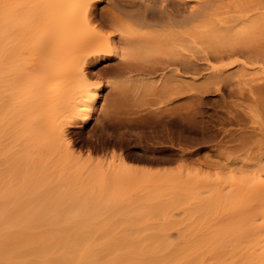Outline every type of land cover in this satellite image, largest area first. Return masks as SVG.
<instances>
[{
  "label": "rangeland",
  "instance_id": "1",
  "mask_svg": "<svg viewBox=\"0 0 264 264\" xmlns=\"http://www.w3.org/2000/svg\"><path fill=\"white\" fill-rule=\"evenodd\" d=\"M37 1L38 0H19V3L16 5V7L19 9V11L21 10L23 12L22 13L20 12L21 14L19 13L20 17H18L19 23L17 22L18 24L17 32L21 31V33H17L15 36L20 38L17 41L13 39L14 42L13 41L11 42L13 44L10 43V45H12L11 47H9L10 51L7 49L0 50V54H1L0 75H1V71L3 73L5 72L4 74H6L8 69L11 70L10 73L8 70L9 75L8 73L6 74L8 75V77L10 76L9 78H11L12 75L13 76L15 75L16 78L19 75H22L23 73H24L23 75H25V77H23V75L21 77V78H25L24 79L25 82L22 80L24 82L23 84H21L22 82L20 79H19L20 81H18L21 84V85L18 84L19 87H21L20 89L21 91H19L18 87L12 89L13 84L11 85L10 88L8 87L10 84H6V82L10 79L6 75L2 76L3 79L0 78L1 80L0 105L4 104L2 107L0 106V113L2 112V110L3 111L5 110L3 113L0 114V196L2 202L0 207L3 213L5 210L4 208L7 207L5 206V204L9 205L8 206L9 209L13 205L14 207V208L12 207L13 211L18 208L17 209L18 211H14L13 215L16 218H19L17 219L18 222L15 223L16 219L10 217L13 220L9 219V222L10 221L13 222L15 220L14 223L20 225L24 223H28L29 222L27 221L29 220L27 219L28 216L24 217V214L35 215V213L31 214V212H33L34 210L36 211V209L38 211L42 208L40 210V213L37 212V215L41 217V213H43L45 216V211L47 215L50 216L51 214L49 213L53 209L55 210V211L53 210V212L57 213V212H62L63 209L65 208L63 214L58 213L59 215L62 214V219L60 218L61 215L60 216L58 215V218L60 219L57 220L55 219L56 231L63 234L65 238L66 236H69V237H73V239H78L77 237H79L78 235L80 234L100 235L101 233H103V231L101 229H98L99 230L98 231L97 229H95L96 227H102V225L104 226L105 224L107 223L110 224L112 222L118 223L116 221L122 220L123 216L133 215L132 216L133 218L134 214H137V216L135 215L136 218L142 217L143 219L145 218L147 219L153 217L155 219H159L158 221L161 220L160 223H162L163 221H165L163 222V224L171 223L173 227L180 228L182 231H183L182 228L185 229L187 227H190V229L188 228V230L185 229L186 233L195 232L194 234H200V235L209 234V236L213 234L214 236L216 235L217 238L218 236L223 235V238L222 237L220 239L218 238V241L223 239L222 241L225 240L227 242V243L223 242V258H224L223 264H248V261H251L253 259V258L251 259V257L253 256H255L256 259L258 258V261L260 260L262 261L263 258H261L260 256H263L264 254H261L260 251L264 252V249L260 247L264 246L263 245L264 234L259 233L260 234L259 236L248 235L250 233L247 232H252L250 226L252 227L253 225L252 221L254 220L251 217L249 219H251L252 221L249 222V219L247 217L245 218V215L247 213H243L245 211L243 209H246L248 206L250 207V205L247 204L246 200H248L249 203V200H251V198L256 199L257 194H254L255 188L254 189L252 188L254 192L253 191L250 192V190L249 192L247 190H243L248 192L249 193L248 195H251L248 197L251 198H248L247 196L243 195V191L239 193L240 196L238 195V193H236L237 191L232 192L233 195L236 194L237 196L231 195L230 194L231 191L230 193L229 191H226L229 194L228 196L229 204L230 201L235 200V203L234 201L231 203L232 205L234 204L233 211H231L232 208H230L231 210H228L229 208L226 209L227 207L226 202L223 201H227L225 200L227 197L226 198L224 197V194L226 192H224L223 190H226L224 188L226 186L228 187V185L230 186L231 183L241 184L239 182L243 180L239 176L234 177L230 172L228 173V171L231 170L226 168V165L229 164L231 161L235 160L236 159L235 157L237 156H238L237 158H240L239 160H241L244 153L245 154L247 153L246 155H250V154L255 155L262 148L261 145H264V112L260 108H258L260 110L259 111L258 109H256V107L254 110L255 111L254 114L253 111L249 112V110L246 108L248 104H251L250 100L248 99L249 96L247 94H244L245 96H243V94L237 93L236 90L235 92H232L233 89H231L230 91V88H227L225 82H223V78L221 79L214 77L213 78L203 77L211 70L207 68V64L209 62L202 60V57L204 56L203 49L207 51L210 50V52L212 50H215L216 48L223 49L222 44H223L224 17H230L229 15H233V14H239V15H241L242 13L245 14L249 11V9H251V7L253 8L259 7L260 9L256 10L255 12L261 13L260 12L261 10L264 11V0H195V2L198 4H204L205 2L209 4L210 6L209 12H212L213 19H216L218 21L217 29L221 34L217 35L218 38H216L215 36L212 38L210 37L211 39H207L206 37H200L201 44L197 42L200 41L197 39L198 36L197 38H195L196 43H194L195 45H193L194 48L193 52L195 56L194 61L195 64L197 63L196 64L197 68L201 67L202 69L200 70L199 74H196V80L191 82V86L187 93L179 92L177 89H175L174 85H167L166 80L162 79L163 78L162 73H164L163 71L165 69L163 71L158 69L162 67L161 62L164 60V58L161 59L159 58L157 62L154 55H150L151 56L150 59L149 55H147L149 56L147 57L144 56L142 53L140 54L138 53L137 55L139 56H136L138 60L137 59L134 60L135 57L134 59L133 58L130 59L132 56L125 52L128 51L129 47L131 46L137 47L136 42H138V40L136 41V39H140V38H138L137 35L128 36L132 41L133 40L135 41L127 42V38L125 39V37L127 36H123L119 30L109 26L106 22H103L102 24L101 21H103L104 16L109 12L108 11L110 7L109 2L111 0H101L100 2H98L99 5H97L98 3L96 4L95 14H94V17L96 19L92 17L91 18L92 20L89 21L90 25L85 23V25L87 24L86 26L88 28L84 26L83 29L85 30L83 31L84 34L85 33L91 34L90 35L91 38L95 37L94 38L95 40H93L94 44H92L91 46L89 45L88 47L87 46L82 47L81 45L82 48L80 47L79 50L77 51H79L80 53L82 52L81 54H85L86 56L88 55L89 58H91L95 55V53H98V55L100 54V56L105 55L104 52H108V50L111 48L112 53H114L113 51L114 49L115 54L118 55L116 57L114 56L115 58L113 57L112 59L101 61L98 64H94V62L91 60L88 62L89 64L84 63V66L88 72L89 82L87 81L85 83L79 77H74L73 79H71L70 84L74 83L73 86L71 85L70 87L71 90L72 89L76 90L80 88L86 89V87L87 89L94 90L96 85H99L101 87L100 103L98 106V110L91 115V119L89 120V123L83 126H81V124L78 123L75 126L74 125L68 126L66 129L67 134L70 137L72 143L75 144L74 149L76 151H80L79 155L68 154L66 149L62 146L63 138L61 137L62 128L60 125L69 119L67 117V115L69 114L68 113L69 108L65 104H58L55 101L54 99L55 97L52 94L45 92L46 90H48V88L49 89L51 88V84H52V82L48 81V79L50 78V76L48 75L51 74L45 73V68L49 64V61L47 60V55L46 56L40 55V51H39L40 49L36 50V52H34V55H32L33 54L32 49L29 50L31 48L29 46V43L30 42L32 43V41L33 42L36 41V43H40V44L49 45L50 43H52L53 40L51 39L52 37L50 38L51 33L49 29L47 30L46 27H41L38 29V27L33 25V20L30 19V12L32 8L36 5ZM224 6L225 8L226 7L227 8L225 9ZM228 8L232 10L231 12L229 10V13L227 11ZM198 9L201 10L203 9V7H199ZM24 15H26L27 17ZM23 17H25L24 18L25 20H21L23 19ZM21 21L22 22L25 21L27 23L26 24L23 22L24 26L25 25L26 26L29 25V26L27 28H25L24 26L22 27L23 23H21ZM96 28H98V30ZM261 28L263 29L262 33L264 39V26H262ZM261 28L259 29L260 32L262 30ZM86 29H88L89 31ZM95 31L98 33V35L97 33H95ZM23 32H25V34ZM48 32H49V36L47 35ZM19 34L20 36H17ZM125 34L127 35V33ZM46 36H48V39L46 38ZM41 38H43L42 40L44 41H42ZM122 38L125 40L124 42H122L123 41ZM45 39L46 41L48 40L49 42L48 41L46 42ZM205 39H207L211 43V45L209 43L207 44ZM18 41L20 42V44H18L19 43ZM26 41L28 43H26ZM15 42L17 43L14 44ZM24 42L26 43L27 46L25 45ZM113 46L114 47L117 46V48L119 47L118 49L120 51L117 50V48H114ZM125 47L126 49L127 48L128 49L127 50L124 49ZM12 48L13 50H11ZM111 49L109 51L110 53H111ZM131 49H130L131 52L133 51L132 55L134 56L138 48L135 49L136 51L133 50L134 49L133 47ZM121 50L125 51L124 52L125 56L129 55L131 57H129V59L125 58ZM11 51L13 52L11 53ZM29 51L31 52L29 53ZM4 56H6L5 59L3 58ZM8 56H12L11 58L14 57L13 61L17 60L18 63L16 64V61L15 62L12 61V63L9 62ZM16 56H18V58H16ZM148 58L149 60H146ZM92 59H94V57ZM119 59L123 60L124 62H126L127 60L128 61L130 60L131 62V60H133L132 62L135 69L131 67L128 68L124 67L125 72H121V74L122 73L123 74L122 75L120 74L121 77L119 76L120 77L119 78L117 76L118 77L117 78L115 77L116 75L114 74L113 67L117 66V62ZM22 61L25 62L23 63ZM153 62L156 64H154ZM13 64L17 67H15ZM210 64L221 65L223 64V60L212 59ZM11 65L14 66L13 74H12L13 66ZM149 65L153 67L152 68L153 70ZM5 66L6 69L4 68ZM22 66H23L22 69L24 70L20 68ZM147 67L151 70L147 69L146 71ZM15 68H17V71L15 70ZM204 68L206 69L204 70ZM130 69L133 70L131 71ZM149 71L152 72L149 73ZM166 72H168V70H166ZM13 76L12 79L15 78ZM4 79H6L7 81L5 80L4 82ZM12 79L9 81L10 83H12L11 82ZM14 81H15L14 84L16 86L17 84L16 80ZM121 82H123L122 86L125 87L122 88V90H124L122 91V94L118 96L122 102V106L120 107L119 105L118 107L117 105L112 103L111 99L115 96V94H117L116 93L118 91L117 89H120L122 87L120 86ZM143 82L145 83L147 82V84L145 85L143 84ZM136 83L137 84L141 83V86H139L140 84L137 85ZM150 83L153 86H151ZM133 85L135 88H133ZM146 86H148L149 89H147ZM4 87L8 88V90ZM130 88L138 90L137 92L138 94H134V95H136V97L138 96L139 99H137L132 94L133 92L132 89ZM126 89L129 90V92L126 91ZM130 93L131 95L130 96L128 95L130 98L133 96L136 98L134 99L133 97L132 102L131 99L130 101L127 100L128 98L127 94ZM122 99H124L125 102L122 101ZM13 105H15V109H13ZM103 105L105 107H103ZM8 109L9 111L6 113V110ZM106 113L110 115H112L113 113L112 115L113 117L110 116L112 117L113 122H111V119H108V121L110 120L109 122L112 123L113 125H114L115 117H116L115 119L116 122L120 121V118L122 120V117H124V119L127 118L128 119L127 122H129V118L133 117L141 121L142 127L132 129L129 128L128 126H125L127 123L125 122L124 126L122 124V128H119L115 134L112 124L109 126L110 123H108V121L106 123L105 121L107 120V117L109 118V115L107 116ZM115 113L117 114V116ZM187 113L188 114L190 113L189 115L191 119L189 117H187V119H190L191 122L188 120L186 122L185 120L186 119L185 116H187L186 115ZM236 114L237 115L240 114L241 121H237V120L235 121ZM102 115L103 117H105V120L103 119V122L101 119ZM156 117L158 119L159 117L160 119L162 118L160 121L163 120L164 122L163 121L160 122L158 120L155 121L154 119H157ZM156 122L159 123L157 124ZM173 122H175V124H173ZM120 136L126 142L123 145L124 147L120 142V144H118L119 147L121 146L120 150L119 149L116 150L119 147H117L118 145L117 146L114 145L113 140L111 139L114 138L115 140L116 137L118 138L117 140L119 139L122 140ZM173 138L175 139L173 140ZM85 139L87 141L91 140L88 146L87 145L84 146V142H86ZM107 141H110V143H112L110 144V148L108 147L109 145H107L108 144ZM80 142H82L83 144L81 143L82 144L81 145ZM91 142L94 143L93 144L94 147H92ZM116 143L119 142L116 141ZM100 144L102 145V147L100 146ZM125 144L127 147L125 146ZM103 145H107L105 149ZM113 145L114 148H112ZM34 147L36 149H39L38 150L39 153H36L38 151ZM133 151L141 152L143 153L144 156L146 154L147 156L149 155V157L150 156L159 157L161 155L160 157L162 158L164 157V160L170 159V161H167L165 163L161 162L158 165L156 164L158 169H155L156 168V166H154L155 164L149 163L147 165L139 161L131 160L133 159L131 153ZM121 154L122 155L124 154L123 156H125L127 162L133 164H135L136 162L137 164L141 163L140 165L136 164L138 166L137 167L138 169L135 168L133 170L124 169L123 166L125 165L119 164L121 162V158L119 155ZM171 154L172 156H170ZM174 156L176 158H174ZM171 158H174V160ZM245 158L243 157V159ZM224 162L227 164H225ZM150 164L151 167H149ZM141 168L144 171H142ZM146 169H149V171L157 170V173L153 171V173L150 175L151 172L149 173ZM159 171L161 173H158ZM117 173L120 182L115 181L117 183L112 184L114 180H118V177L117 179H114ZM228 177L230 179H232L231 177H233V180L232 181L229 180L230 181L229 182L228 180H226ZM237 177H238V181H237ZM125 181L126 182L128 181L126 183L127 185L131 183L132 184L135 183L144 184V183H156V182L162 183L165 181L171 184L170 187L167 186L165 188L153 189L154 188L153 187L151 189L150 188L144 189L142 190L145 193V195H143V198H142L143 192H141V190H135L136 191L135 193L140 191L139 195L141 196L139 197V195H137L139 192L137 194H134V196L133 194H131L132 197L130 198L132 202H130V204L127 203L123 204L122 202L120 204L121 207H119L120 205L116 206L113 204L107 205V203L106 204L101 203L102 199L103 202H106L108 200L113 202L114 198L115 201L116 199L117 201H122V199L126 200L129 193H134V189L121 188L120 185L121 182L122 184L123 183L125 184ZM250 184L248 185L252 186V182ZM15 188L16 189L19 188L18 190H20L21 188L22 189L21 191H23L22 192L23 196L19 195L18 190H16ZM12 189L15 191H13ZM229 189L230 188H228V190ZM249 189H251V187ZM11 190L13 194H15L14 192H16V195L10 193ZM154 191L157 192V194H155ZM71 192L76 194V198H78L79 204H77L76 201L71 202L74 204L66 203L70 199L69 196H71L70 195ZM120 192L122 194L118 196ZM124 193H127V195L126 194L123 195ZM148 193L150 194L148 195ZM165 193H169L171 195L178 194L179 196L166 198L165 196H163L165 195ZM180 194H182V196ZM9 195L12 198L9 197ZM225 195H227V193ZM230 195L233 197H231ZM242 195L244 196V200L248 198L245 200L246 203L243 200ZM137 196L139 199L141 200L143 199V202L141 200H138ZM109 197L111 199H109ZM150 198L155 200L154 203L155 205L158 204L157 209L156 207L153 208L155 206L154 205L152 208L148 207L149 209L138 208L140 210L139 212L140 215L138 214V212H134V211H138V209H133L132 208L133 204H135L134 206H138V204L139 205L141 203L143 204L145 201H147ZM86 199H88V202L90 201L89 204H86ZM23 201L26 202L34 201L35 205L29 203V206H26L28 202L26 203ZM239 201L240 203L244 202L245 206L241 205L242 207L244 206L243 209L240 206V204H238ZM22 202L26 205L24 206ZM15 204L17 205V207L14 206ZM30 204L32 206H30ZM161 204L162 207L160 208L159 205ZM21 205H23L24 208L23 206L21 207ZM39 205L42 206L40 207ZM239 206L241 207V210ZM123 207H125L126 209H124ZM128 207H131V210L133 209L132 214L129 213L127 214V212H129L126 211L129 210ZM228 207H232V206L229 205ZM31 208L33 209V211ZM67 208L69 210H73L74 212H71L73 214L69 213ZM223 208L227 212L224 211ZM23 209L26 211H24ZM262 209H264V207ZM21 210L22 213L25 212L23 215L20 212ZM28 210L30 211V213H28ZM151 210L154 211V213ZM238 210H240V212L242 210L243 211L239 213ZM11 211L9 210L7 212H9L11 215L12 214ZM235 211L236 214H234ZM53 212L51 213L54 215ZM229 212H231V214ZM108 213H113V214H108ZM3 214L5 215V213ZM104 214H106V218H104L106 221L102 218L104 217ZM47 215L45 217L42 216L43 219L44 218L46 219V217H48ZM100 215L103 216L101 217ZM109 215L110 217L112 215L113 218L112 217L110 218ZM117 215H119L120 218L122 219H117V217H119ZM6 216L4 217L7 219ZM38 216L35 215L34 217H36L37 219ZM161 216L162 218L165 217L166 219L165 220L162 219ZM55 217H57V215L56 216L54 215V217H52L51 219ZM29 218L31 220L33 219L31 217ZM45 219L44 220L37 219L38 221L35 220L34 223L39 224L45 222L48 225V222L51 220L50 219L48 221L46 220L47 221L46 222ZM102 219L104 220V222H102L103 221ZM112 219H114V221ZM19 220H22V223L21 221L19 222ZM153 220L151 221L153 223H155L154 221H157V220L154 221ZM63 221H66L65 223L67 225H62V223H64ZM56 223L58 225H56ZM50 224L48 226H50ZM70 224H74V225H70ZM137 224L139 225V223ZM239 225L242 226L239 227ZM154 226L157 225L155 224ZM52 228L50 229L52 230ZM55 228L53 230H55ZM237 228H239L241 231L243 230L242 235ZM182 231L179 232L181 233ZM170 232H171L170 234L173 235L179 234V232L177 233V231L175 232V230ZM233 232L235 234H233ZM236 232L237 233L239 232L238 235H240V237L236 235ZM75 234L78 235H76L75 237ZM243 235L245 236L248 235L252 237H248V236L244 237ZM236 236H238L239 239ZM242 237L243 240H245L246 242L252 243L251 244L252 246L250 245V248L254 247L253 244L257 241L256 237L257 238L260 237L258 239V242L260 245L261 243L263 244L262 246H259L258 244V247L253 248V249H257V252L255 251V253L253 250H252L253 252H251L250 249L249 251H247L246 249L247 246L249 245L246 242L245 243L243 242V240L241 239ZM81 238H79V240H85V239L100 240V238L103 240L104 237L103 238L81 237ZM214 238L215 237H213V240L215 239L217 240V238L215 239ZM247 238H249L248 240L250 239H255V240L254 242H252V240L249 242ZM107 239L108 237L104 238V240ZM109 239H111V237H109ZM118 239H126V238H118ZM174 239L180 240L179 238H170V240H174ZM192 240H199V239L192 238ZM201 240L212 241V237L211 238L205 237L202 238ZM243 243L245 246L243 245ZM248 253L250 254V256L248 255ZM231 254H234L233 259H232L233 255ZM257 254L259 257L257 256ZM208 257L210 256H207V258ZM247 257H249V259ZM242 259L247 260V263L245 262V260Z\"/></svg>",
  "mask_w": 264,
  "mask_h": 264
},
{
  "label": "bare ground",
  "instance_id": "2",
  "mask_svg": "<svg viewBox=\"0 0 264 264\" xmlns=\"http://www.w3.org/2000/svg\"><path fill=\"white\" fill-rule=\"evenodd\" d=\"M100 1L101 0H38L36 5L32 8V10L30 12V19L33 20V25L38 27V29L41 27H46L47 30L49 29L50 33H51L50 38L52 37L51 39H53L52 43H50L49 45L40 44V43H36V41H34V42L32 41V43L30 42L31 44L29 43V46L31 47V48L29 47L30 48L29 50L32 49V52H33V54L31 53L32 55H34V52H36V50H38V49H40L39 50L40 55H44V56L47 55V60L49 61V64L45 68V73L51 74V75H48V76H50L48 81L52 82V84H51V88L50 89L48 88V90H46L45 92L52 94L55 97L54 99L58 104H65L69 108L68 109L69 114L67 115V117L69 119L66 120L64 123H62L60 126L62 128L61 129V137L63 138L62 139V141H63L62 146L66 149L68 154H71V155H77V154L79 155L80 151H76L74 149L75 144L72 143L70 137L67 134L66 129L68 126H73V125L75 126L78 123L81 124V126L89 123V120L91 119V115L98 110V106L100 103V90H101V87L99 85H96L94 90L87 89V87H86V89L80 88V89H76V90H73V89L71 90L70 87H71V85L73 86V84H74V83L70 84L71 79H73L74 77H79L85 83L87 81L89 82L88 72L84 66V63L87 64L91 60L94 62V64H98L101 61L112 59L114 56L116 57L118 55V54H115L114 49H113L114 53H112V49L110 48L111 53L109 52L110 49L108 50V52H104L105 55H102V56H100V54L98 55V53H95V55L93 56L94 59H92L93 57L89 58L88 55L86 56L85 54H81L82 52L80 53L79 51H77V50H79L81 45H82V47L83 46L88 47L89 45L91 46L92 44H94L93 40H95L94 39L95 37L91 38L90 37L91 34H86V33L84 34L83 31H85V30H83V29H84V26L89 24V21L92 20L91 18L94 17L96 4ZM18 3H19V0H0V50L7 49L10 51L9 47L12 46V45H10V43L13 41V39L17 41L20 38V37L18 38L15 36L17 33H21V31L17 32V30H18L17 22H18V17H20L19 13L23 12L21 10L19 11V9L16 7V5ZM97 5H99V3ZM109 6H110L109 10H108L109 12L104 16V19L102 18L103 21H101V23L103 24V22H106L109 26L114 27L117 30H119L123 36H127V37H125V39L127 38V42L132 41L128 36H136L137 35L138 38H140V39L135 38L136 41L138 40V42H139V43L136 42L137 47L130 45L131 47H129V49L127 48L128 51L125 52L124 50H121L123 55L125 52V53L130 54L132 56L131 57L129 55L128 56L124 55L125 58L129 59V57H131L130 59H132V58L134 59V57H135L134 60H136L137 59L136 56H139V55H137L138 53L139 54L142 53L144 56L154 55L156 58V61L159 60V58L160 59L164 58V60L161 62L162 67L160 69H158V70H162V71L165 69L163 71L164 73H162L163 74L162 79L166 80L167 85H174L175 89H177L179 92L187 93L189 91L190 86H191V82L196 80V74H199L200 70L202 69L201 67H199L200 69L197 68V66H196L197 63L195 64V61H194L195 56H194V52H193L194 51L193 45H195L194 43H196L195 38H197V36H198L197 39L200 41H197V42L199 44H201V38L200 37H206L207 39H211L214 36L216 38H218L217 35L221 34L217 29L218 21L216 19H213V13L209 12V7H210L209 4L207 2H205L204 4H198L195 2V0H111L109 2ZM225 6H224V8H225ZM199 7H203V9L199 10L198 9ZM259 9H260L259 7L258 8L251 7V9H249V11L245 14L242 13V11H241V13H242L241 15L233 14L235 16L229 15L230 17H224L223 18V44H222L223 49H217V48L215 49L214 48L215 50H212L211 52H210V50L207 51V50L203 49L204 56L202 57V60L209 62L207 64V68L211 70L206 75H204L203 77H205V78L206 77H209V78L214 77V78H221V79L223 78V82H225L227 88H230V91H231V89H233L232 92H235V90H236L237 93L243 94V96H245L244 94H247L249 96L248 99L250 100L251 104H248V106L246 108L249 110V112L253 111V114L255 112L254 111L255 107H256V109L260 108L264 112V39H263V33H262L263 29L261 28L262 26H264V11L261 10L260 11L261 13L255 12L256 10H259ZM262 9H263V7H262ZM229 10H230V12L232 11L231 9L228 8L227 9L228 13H229ZM24 16H26V15H24ZM24 18L25 17H23V19H21V20H25ZM23 22L26 23L25 21H23ZM23 22L21 21V23H23ZM24 23H23L22 27L24 26ZM85 23H87V24L85 25ZM28 26L25 25L24 27L27 28ZM260 28L262 29L261 32L259 31ZM34 29H35V27H34ZM96 29L98 30V28H96ZM86 30H88V29H86ZM89 30H90V28H89ZM23 33L25 34V32H23ZM95 33H97V32L95 31ZM125 33H127V35ZM47 35L49 36V32ZM85 35H87V36L89 35L88 36L89 38ZM97 35H98V33H97ZM117 35H119V34H117ZM17 36H20V34ZM21 36H22V34H21ZM48 36H46L47 39H48ZM42 39L43 38H41V40ZM207 39H205L206 43L207 44L209 43L211 45V43ZM25 40H26V38H25ZM122 40H123L122 42L125 41L123 38H122ZM139 40L141 41L142 44L140 43ZM42 41H44V40H42ZM45 41H46V39H45ZM133 41H135V40H133ZM217 42H218V40H217ZM16 43L17 42H15L14 44H16ZM26 43H28V42L26 41ZM26 43H25V45H26ZM11 44H13V43H11ZM18 44H20V42ZM139 44H141V45H139ZM138 45H139V47H138ZM132 47L134 48L133 49L134 51H136L135 49L138 48L136 54L134 52V54H135L134 56L132 55L133 51L131 52ZM114 48H117V46ZM118 48H117V50H119ZM21 49H23V48H21ZM124 49H126V47ZM11 50H13V48ZM129 50L131 53L129 52ZM12 52L13 51H11V53ZM30 52L31 51H29V53ZM106 53H107V55H106ZM149 56H147V57H149ZM5 57L6 56H4L3 58L5 59ZM8 57H9L8 61L12 63L15 56L13 58H11L12 56H8ZM16 58H18V56H16ZM149 58L151 59V56ZM149 58L146 60H149ZM0 59H1V57H0ZM212 59L223 60V64H221V65L210 64ZM123 60H124V58H123ZM123 60L119 59L117 62V66H115V67L112 66L114 68V74L116 75L115 77H117V76L119 77L121 72H125L124 67L125 68L131 67V68L135 69V67L133 66V62H132L133 60H131V62H130V60L129 61L127 60L128 62L126 61V59H125L126 62H124ZM2 61H3V59H2ZM15 61L17 64L18 63L17 60H15ZM15 61H13V62H15ZM154 64H156V63H154ZM13 65H11V66H13ZM14 66L12 69L13 70L12 74L14 72ZM15 67H17V66H15ZM4 68L6 69V66ZM20 68L22 69L23 66ZM152 68L153 67H151V69ZM123 69H124V71H123ZM133 69H130V70L132 71ZM147 69H149V68L147 67L146 71H147ZM151 69H149V70H151ZM205 69L206 68H204V70ZM8 70L10 73L11 70L10 69H8ZM8 70H7L6 74L8 73ZM15 70L17 71V68H15ZM22 70H24V69H22ZM166 70H168L169 73L166 72ZM21 71H20V73H21ZM151 72L149 71V73H151ZM4 73L1 71V75H0L1 77L0 78L3 79L2 76L6 75ZM9 73H8V75H9ZM8 75H6V76L8 77ZM22 75H19L20 77L17 75L18 80L15 77V75L14 76L12 75L13 77H15L13 79L16 80V83H17L16 86L14 84L15 81L12 79V76H11V78H9L10 76L8 77L10 80L12 79V81H11L12 83L9 82L10 80L7 81L6 79H4V82L6 80L8 82V83L6 82V84H10L9 86L7 85L9 88L13 84L12 89H14L15 87H18L19 91H21L20 90L21 87H19V85H21L25 82L24 81L25 78H21ZM127 76H129V75H127ZM23 77H25V75H23ZM147 77H148V75H147ZM129 78H128V80H129ZM19 79L22 82L21 84H20V82H18V81H20ZM132 84H134V83H132ZM138 84H140L139 86H141V83H138ZM143 84L146 85L147 82L146 83L143 82ZM75 85H77V84H75ZM122 85H123V82L120 83V86H122ZM150 85H151V83H150ZM151 86H153V85H151ZM114 87H115V85H114ZM123 87H125V86H122L120 89H117L118 91L116 90L117 94H115V96H114L115 98L113 97L111 99L112 103L117 105L118 107H119V105H120V107L122 106L121 99L118 96L122 94V91H124V90H122ZM146 87H147V89H149L148 86H146ZM4 88H6V87H4ZM133 88H135L134 85H133ZM133 88H130V89H132V92H133L132 94L133 95L138 94L137 93L138 90L133 89ZM136 88H138V87H136ZM6 89L8 90V88H6ZM150 89H151V87H150ZM139 90H140V87H139ZM145 90H146V88H145ZM126 91L129 92V90H127V89H126ZM143 91H144V89H143ZM128 95L130 96L131 93L127 94V96ZM129 96H128V98L127 97L126 98L128 101H130V99H131V102L133 100V97L134 96L136 97V95H134L131 98ZM135 97H134V99H136V98L139 99L138 96L136 98ZM122 101L125 102L124 99H122ZM3 105L4 104H2L0 106L2 107ZM136 106H137V103H136ZM103 107H105V106L103 105ZM16 108H17V106H16ZM13 109H15V105H13ZM103 109H105V108H103ZM120 109H122V108H120ZM4 111L2 110L1 113H3ZM8 111H9V109L6 110V113ZM113 112H115V111H113ZM131 114H132V112H131ZM172 114H174V113H172ZM189 114L187 113L186 114L187 116H185L186 119L184 118L186 120V122H187V120L190 121V119H191ZM14 115H16V114H14ZM108 115H109V118L107 117V120H105V117H103V115H102V118H101L102 122H103V119L106 121V123H107L108 119H111V122H113L112 121L113 120L112 119L113 113H112V115L107 114V116ZM110 116H112V117H110ZM116 116H117V114H116ZM125 116H126V113H125ZM170 116H172V115H170ZM187 117H189L190 119H187ZM13 119H14V117H13ZM115 119H116V117H115ZM115 119H114V123H117V124H114V125L109 122L110 120L108 121V123H110L109 126L112 124L113 130H115V128L119 129V127L122 124L124 126V123L128 121V119L126 118L127 119L126 120V119H124V117H122L123 121L120 118V121H122V122H120V121L116 122ZM161 119L159 117V119L157 118L154 120L160 121ZM236 120L241 121L240 114L235 115V121ZM162 121H160V122H162ZM167 121H165V122H167ZM140 122L141 121L138 120L137 118L131 117V118H129V122L126 123V126L129 123V124H131V127L133 126L132 129L137 128V127H142L141 125L138 126L136 124V123H140ZM173 124H175V122H173ZM186 125H187V123H186ZM114 126H115V128H114ZM21 131H23V130H21ZM125 132H126V130H125ZM115 134H116V132H115ZM116 137H115V140L119 143H116V141L113 138V139H111L114 141L113 144L117 146L121 142V144L123 146L126 141L124 139H122L121 136L120 137L122 140L119 139L120 141L117 140L118 138H116ZM118 137H119V135H118ZM80 138H81V136H80ZM168 138H169V136H168ZM174 139L175 138H173V140ZM173 140H172V142H173ZM85 141L87 143L84 142V146L85 145L88 146L91 140L87 141L85 139ZM81 143L82 142H80V144ZM107 143H108V141H107ZM93 144L94 143L91 142L92 147H94ZM110 144H112V143L107 144V145H109L108 146L109 148H110ZM107 145H103L104 149ZM114 145L112 148H114ZM100 146L102 147L101 144H100ZM125 146H126V144H125ZM117 147H119V145ZM120 147L117 148L116 150H118V149L120 150ZM261 147L262 148L260 149V151H258L255 155H251V154L246 155L247 153L246 154L244 153L246 155L245 156L243 154L244 158L248 156L245 159H243V157H242V159L239 160L240 158H237L238 157L237 156V157H235L236 159L234 158L235 160L231 161L229 164L225 163L226 161L224 162L225 164H227L226 168L231 170V171H228V173L230 172L234 177L239 176L240 178L243 179V180H241L243 182H241L239 180L240 181L239 183H241V184L231 183L230 186L229 185H228V187L226 186L224 188L226 190H223L224 192L229 191V193H230V191H231L230 194L233 195L232 192L237 191L236 193H238V195H239V193H241L243 190H247L248 192L250 190V192H252V191L254 192V190H252V188L253 189L255 188L256 193L254 192V194H257L256 199L254 198L255 200L252 199L251 197H248V196H251V195H248L249 194L248 192L243 191V195L247 196L248 198H251V200H254V201L249 200V203H248V200H246L248 198L245 199L247 201V204L250 205V207L248 206L249 208L246 206L248 209L247 208L243 209V207L245 205H244V202L240 203L241 199L238 203V204H240V206L244 205L243 207L242 206L241 207L243 210H245L243 213H247L245 215V218L247 217L249 219L252 217V219L254 220V221H252L251 219H249V222L252 221L253 225H252V227L250 226V229L252 232H247V233H250L248 235H255V236H257V235L259 236L262 233L264 234V209H262L264 207V145H261ZM36 150L38 151L39 149H36ZM173 152H171V153H173ZM36 153H39V151ZM120 153H122V152H120ZM131 153H132V158H133V159L130 158L131 160L139 161V162H142V163L147 164V165L149 163H151V164H155L154 166H156V164L158 165L161 162L165 163L167 161H170V159L164 160V157L163 158L160 157L161 155L160 156L158 155L159 157H151V156L149 157V155L147 156L146 154L144 156L143 153H141V152H134L133 151ZM123 155L122 154L119 155L121 158V162L119 164L125 165V166H123L124 169H132V170L134 168L138 169L137 165L138 164L140 165L141 163L137 164V162L136 163L134 162L135 164H133V163L127 162V160L125 159V156H123ZM126 155H127V153H126ZM128 155H129V153H128ZM170 156H172V154ZM167 157H168V155H167ZM174 158H176V157L174 156ZM174 158H171V159L174 160ZM151 164L149 167H151ZM155 169H158L157 166ZM146 170L149 173L151 172L150 175L154 171V170L149 171V169H146ZM142 171H144V170L142 169ZM160 171L158 173H161ZM154 172L157 173V170ZM119 173H120V171H119ZM117 177H118V180H114L112 182V184H116L117 182H115V181L120 182L118 173H117V175H115L114 179H117ZM231 178L232 179H230L228 177L226 180L232 181L233 177H231ZM176 181H179V180H176ZM237 181H238V177H237ZM127 182L125 181V184L124 183L122 184V182H121L120 185H121V188H123V189H134V193H129L130 195L128 194L129 198L127 197L126 200L122 199V201H117V199L115 201V198H114L113 199L114 203L112 201H109V200L108 201L104 200L106 202H103V199H102L101 203H104V204L107 203V205L113 204L116 206L120 205L122 202H123V204L124 203L130 204V202H132L131 198H130V197H132L131 194H133V196H134V194H137L138 192L139 193L137 195L140 194V191L135 193L136 192L135 190H141V192H143L142 190L148 189V188L151 189L153 187H154L153 189L165 188L167 186L170 187V184H171V183L169 184V183H167V181H165L162 183L161 182H159V183L158 182H156V183H144V184H139V183L132 184L131 183V184L127 185L126 184ZM168 182H170V181H168ZM251 182H252V186H250ZM245 183H246V185H245ZM248 184H250V185H248ZM250 187H251V189H249ZM228 188H230V189L228 190ZM18 189H16V190H18ZM24 189H25V187H24ZM12 190L10 193H12ZM21 190H22L21 188H20V190H18V194L23 196V193H22L23 191H21ZM13 191H15V190H13ZM244 192H246L247 194ZM14 193L15 194H13V193L12 194L16 195V192H14ZM71 193H73V192H71ZM71 193H70L71 196H69L70 199L68 200L70 202L67 201L66 203H71L72 201H76L77 204H79V200H78V198H76V194L75 193L71 194ZM226 193H227V195H225ZM226 193L224 194V197L225 198L227 197L225 199L227 201H223V202H226V206H227L226 209L229 208L228 210H231L230 208H232L231 211H233L234 210L233 209L234 204L232 205L231 203L233 201L235 203V200L232 199L233 201H230V204H229V201H228L229 194H228V192H226ZM121 194L122 193L120 192V194L118 196H120ZM125 194L127 195V193H124L123 195H125ZM149 194L150 193H148V195ZM155 194H157V192H155ZM251 194H253V193H251ZM19 195H17V196H19ZM143 195H145L144 192L142 194V198H143ZM180 195L182 196V194H180ZM234 195L237 196L236 194H234ZM243 195H242V198L244 200ZM140 196L141 195H139V197ZM163 196H165L167 198V197H178L179 195L178 194L171 195L169 193H165V195H163ZM221 196H222V194H221ZM233 196H231V197H233ZM9 197H11V196L9 195ZM137 198H138V196H137ZM8 199H10V198H8ZM109 199H111V198L109 197ZM150 199H152V198H150ZM150 199L145 201L143 204L142 203L140 205L138 204V206H134L135 204H133L132 208L133 209H138V208L144 209V208H148V207L152 208L155 205L154 203H155L156 197H155V200L154 199L150 200ZM138 200H141V199L138 198ZM162 200H163V198H162ZM141 201L143 202V199ZM160 201H161V199H160ZM246 201H245V203H246ZM250 201H251V203H250ZM23 202H26V201H23ZM23 202H22V204H24ZM27 202H26L27 205L24 204V206L25 205L29 206V203H31L32 205L33 204L35 205L34 201H27ZM87 202H88V199H86V204H89V202H90V201L88 203ZM1 203L2 202H1V196H0V206H1ZM18 203H20V202H18ZM31 204H30V206H32ZM71 204H74V203H71ZM157 205L158 204H156L153 208L156 207V209H157L158 208ZM229 205L232 207H228ZM235 205H237V204H235ZM5 206H7L6 208H4L5 210L3 212V213H5V215L2 213L1 207H0V264H223V259H224L223 258V242L225 243L226 241L225 240L222 241L223 239L218 241V238L219 239L221 237L223 238V235H220L217 238V236L216 235L214 236L213 234H211L210 236H209V234L208 235L194 234L195 232L194 233L188 232L189 233L188 234V233H186V230H188V228L190 229V227L185 228L186 230L184 228H182L184 231V233H183V231L180 228L173 227L170 222H169L170 224H163V222H165L163 220H162L163 222L160 223L161 220L158 221L159 219H155L152 217L154 220H157L158 221L157 222V221H154L151 217H150L151 219L150 218L143 219L142 217L136 218L137 214H134L135 218L134 217L132 218L133 215H129L131 217L123 216L122 217L123 219L120 218L119 215H117V216H119V217H117V219H122V220L116 221L118 223L112 222L110 224L107 223L104 226L102 225V227H96L95 229H97V230L101 229L103 231V233H101V234L99 233L100 235H97V234L96 235H91V234H86V235L82 234L81 235L80 234L81 237H87V238L88 237H102V238L108 237V239H109V237H111V239H109V240L108 239L104 240V238H103V240L101 238H100V240L99 239L98 240H96V239L86 240L85 238H84L85 240H79V238H81V237L78 234H75V237H76V235L79 236V237H77L78 239H73V237H69V236H66V238H65V236H63V234L56 231L55 219L56 220L60 219V218L62 219V214H63V211H65L64 210L65 208L63 209L62 212H57V213L53 212L54 209L53 210L51 209L52 211H50V213H49V214H51L50 216H48L46 211H45V216L46 215L48 216V217H46V219L44 218L45 221L46 220L48 221L50 219L51 221H49V222L53 225L52 226L48 222V225L50 224V226H48L45 222H42L39 224L34 223V221L37 219L38 220H44L43 217H45V216L43 213H41V217L37 215V212L40 213V210L42 208L37 211L36 206H35V209H36V211L34 210L35 212L31 208L33 211V212H31V214L35 213V215L38 216L37 219H36V217H34L35 216L34 214L25 215L24 214L25 212L22 213V210H21L20 212L22 213V215L24 214V217L28 216L27 219H29V220H27V221H29V222L20 225V224H15L18 222L17 219H19V218H16L13 215L14 211H18L17 210L18 208L17 209L15 208L16 210L13 211L12 210L13 205L10 209L8 208L9 205L5 204ZM14 206L17 207L16 204ZM22 206L23 205H21V207ZM24 206H23V208H24ZM39 206L41 207L42 205H39ZM128 206H130V205H128ZM240 206H239V208L241 210ZM119 207H121V205ZM159 207L161 208L162 204L159 205ZM123 208L126 209L125 207H123ZM234 208H235V206H234ZM128 209L129 210H126V211H129V212H127V214L128 213L132 214L133 209L131 210V207H128ZM9 210L10 211L12 210L11 211L12 216L10 215L9 212H7ZM29 210H28V213H30V211H31V210L30 211ZM67 210L69 211V213L74 212L73 210H69L68 208H67ZM223 210L226 211L224 208H223ZM240 210H238L239 213H241L243 211L242 210L240 212ZM24 211H26V210H24ZM236 211H237V209H236ZM236 211H235V213L234 212H232V213L236 214ZM51 212H53L55 216L57 215V217L51 219L52 217H54V215ZM134 212H138V214H139L140 210L138 209V211H134ZM152 212L154 213V211H152ZM58 213H62V214H60L61 216ZM229 213L231 214V212H229ZM71 214H73V213H71ZM108 214H113V213H108ZM58 215L60 216V218H58ZM155 215H157V214H155ZM4 216H6L7 219ZM10 217L15 218L16 222L14 223L15 220L13 222L12 221L9 222V219L10 220L12 219ZM29 217H31V218L34 217L35 219L33 218L31 220ZM109 217H110V215H109ZM111 217L113 218L112 215H111ZM102 218L103 219L106 218V214H104V217H102ZM161 218H162V216H161ZM71 219H72V217H71ZM162 219L165 220L166 218L164 217ZM104 220L102 222H104ZM112 220L114 221V219H112ZM152 220L155 223L151 222ZM167 220H168V218H167ZM20 221L22 223V220H19V222ZM63 222L64 223H62V225H67L65 223L66 221H63ZM57 223H56V225H58ZM137 223H139V225ZM151 223H153V224H151ZM155 224L157 226H154ZM70 225H74V224H70ZM51 226L54 227L55 230H53L54 228H52ZM60 226H61V224H60ZM235 226H234V228H235ZM241 226L239 225V227H241ZM243 226H245V225H243ZM50 228H52V230ZM191 229H193V228H191ZM237 229L239 230V232H241V235H242L243 230L241 231L239 228H237ZM173 230H175V232L177 231V233L179 231H182V232L181 233L179 232V234H176V235L170 234L171 233L170 231H173ZM233 230H235V229H233ZM238 233L236 232V235H238ZM233 234H235V233L233 232ZM248 235H246V236L243 235V236L247 237ZM238 236L240 237V235H238ZM238 236H236V237H238ZM205 237H210V238L212 237V241L201 240L202 238H205ZM213 237L217 238V240L215 238L214 239L216 241L213 240ZM239 237H238V239H239ZM248 237H252V236H248ZM113 238H115V239H113ZM118 238H126V239H118ZM170 238H179L180 240H177V239L176 240L175 239L170 240ZM192 238H198L199 240H192ZM259 238L260 237H258V238L256 237L257 241L253 244V246H254L253 248L258 247V244H259L258 239ZM183 239H185V240H183ZM241 239L243 240V237ZM248 239L249 238H247V240ZM209 240H211V239H209ZM251 240H252V242H254L255 239H250L248 241L250 242ZM243 242L245 243L246 241L243 240ZM244 243H243V245H244ZM246 243L249 245V246H247V244H246L247 249L246 248L245 249L247 251H249V249H250L251 252H253V251H254V253H255V251L257 252V249H253L252 247L250 248V245L252 244L251 242L250 243L246 242ZM256 243H257V245H256ZM262 244L263 243H261V245L259 244V246H262ZM244 246H243V248H244ZM260 248L264 249V246H262ZM259 251H258V253H259ZM262 252L260 251L261 254H264V252L263 253ZM231 255H233V257H232V259H233L234 254H231ZM248 255L250 256L249 253H248ZM207 256H210V257L207 258ZM252 256H253V254H252ZM257 256H258V254H257ZM263 256H260L261 258H263V260H262L263 262L261 260L258 261V258L256 259V257L253 256V257H251V259L252 258L253 259L251 261H248V264H262V263L264 264V257ZM247 258L249 259V257H247ZM242 260H245V259H242ZM245 262L247 263V260H245Z\"/></svg>",
  "mask_w": 264,
  "mask_h": 264
},
{
  "label": "crops",
  "instance_id": "3",
  "mask_svg": "<svg viewBox=\"0 0 264 264\" xmlns=\"http://www.w3.org/2000/svg\"><path fill=\"white\" fill-rule=\"evenodd\" d=\"M130 123H131V122H130ZM114 124H115V123H114ZM136 124H137L138 126H140V125H141V122H140V123H136ZM129 125H130V126H129ZM119 126H120V125H119ZM125 126H126V125H125ZM127 126H128L129 128H132V127H133V126L131 127V124H129V123L127 124ZM135 126H136V125H135ZM114 127H115V126H114ZM121 127H122V125H121L119 128H121ZM137 128H138V127H137ZM114 131L117 132V131H118V128H115ZM115 141H116V140H115ZM113 142H114V141H113ZM108 143H110V141H108Z\"/></svg>",
  "mask_w": 264,
  "mask_h": 264
}]
</instances>
